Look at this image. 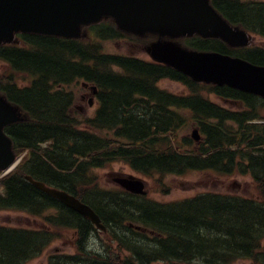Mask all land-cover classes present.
I'll list each match as a JSON object with an SVG mask.
<instances>
[{
	"label": "trees",
	"instance_id": "16d2710c",
	"mask_svg": "<svg viewBox=\"0 0 264 264\" xmlns=\"http://www.w3.org/2000/svg\"><path fill=\"white\" fill-rule=\"evenodd\" d=\"M227 11L235 24L264 36V5L231 3ZM23 43V48L0 49V61L10 69L0 91L26 116L7 133L17 154L27 153L13 173L0 178V210L54 214L45 217L49 229L0 226V264L37 258L59 235L55 230L78 231V248L76 255L53 257L51 264H115L120 253L127 254L123 264H233L241 258L264 264V199L209 193L162 204L118 188L104 189L95 174L123 162L144 176L160 177L163 188L162 178L170 175L239 171L251 174L264 196V124L256 122L264 120L259 114L263 101L194 83L161 64L104 56L100 45L33 35L24 36ZM195 47L236 56L224 46ZM240 56L264 66V50ZM20 77L26 85H18ZM164 79L187 85L190 95L159 89ZM81 80L98 88L101 103L95 117L85 121L73 115V92L64 89ZM204 93L241 101L249 111L221 108ZM189 122L205 135L199 147L179 137ZM27 175L91 206L117 253L110 258L89 250L93 224L34 187ZM130 223L151 233L132 229ZM105 249L109 253L113 248L109 244Z\"/></svg>",
	"mask_w": 264,
	"mask_h": 264
},
{
	"label": "water",
	"instance_id": "95a60500",
	"mask_svg": "<svg viewBox=\"0 0 264 264\" xmlns=\"http://www.w3.org/2000/svg\"><path fill=\"white\" fill-rule=\"evenodd\" d=\"M103 16H112L122 30L138 35L150 32L175 39L197 34L222 39L232 47L247 46L250 42L247 33L231 28L208 0H0V45L15 42L19 32L81 38L82 27L100 21ZM148 51L155 61L175 68L194 82L229 86L264 97V66L217 52L187 50L172 41H159ZM22 120L19 109L0 97L2 171L9 170L16 161L13 142L5 128ZM193 137L199 139L197 130ZM27 180L106 231L89 205L30 176ZM114 182L131 193L147 194L144 181L134 176H117ZM131 227L141 230L133 224Z\"/></svg>",
	"mask_w": 264,
	"mask_h": 264
},
{
	"label": "rangeland",
	"instance_id": "374dc122",
	"mask_svg": "<svg viewBox=\"0 0 264 264\" xmlns=\"http://www.w3.org/2000/svg\"><path fill=\"white\" fill-rule=\"evenodd\" d=\"M264 1V0H259ZM131 42L132 40L129 39ZM123 43L119 40H107L104 44V51L109 54H123L129 56L139 57L146 61H151V58L147 53L140 48L130 47L132 43ZM253 45L264 47V38L252 34ZM5 66L0 62V75L5 71ZM119 71L118 69H115ZM22 84V83H20ZM25 84V83H24ZM159 88L167 92L176 95H187L189 93L187 87L182 83L162 80L158 84ZM68 90L73 91L75 101L73 105V114L80 121H85L95 116L98 109L97 98L94 99L93 92L89 89H84L81 83L71 85ZM87 95L86 103L81 100L82 95ZM205 97H208L211 101L218 103L224 107H232L231 109L240 110L239 104H226L221 99H217L214 95H208L204 93ZM92 101V105H90ZM228 108V109H229ZM197 129L196 126L189 122L187 126H184L179 133L180 138L192 137L193 130ZM106 135V133H103ZM98 184L100 187L108 190L116 189L117 185L114 182L116 175H133L144 179L147 182V189L149 195L147 196L151 200L156 202H171L178 201L185 198L193 197L207 192L221 193L227 195H235L249 198H257L259 196L258 189L256 188L253 179L250 175L234 174L223 175L216 172H189L184 176H166L162 178L163 188L159 187L158 179L160 177H145L144 175L134 171L129 165L116 162L108 165L103 169L95 171ZM159 189H162L160 191ZM167 190L166 193H164ZM3 189L0 187V193ZM51 215L52 211L45 213ZM44 214V215H45ZM0 226H8L15 228L25 229H42L45 228L46 221L44 217L33 216L23 211L18 210H0ZM59 233L56 236V240L37 258L28 262V264H49L51 257H62L66 254L75 253V236L74 233L68 230H55ZM91 245L96 249L105 251L106 245L110 244L107 237L103 235H95L91 240ZM112 245V244H111ZM264 246V241L262 243ZM112 250L109 251V256L117 253L115 245H112ZM127 254H121L125 257ZM234 264H253L251 260H239Z\"/></svg>",
	"mask_w": 264,
	"mask_h": 264
},
{
	"label": "flooded vegetation",
	"instance_id": "af4514ba",
	"mask_svg": "<svg viewBox=\"0 0 264 264\" xmlns=\"http://www.w3.org/2000/svg\"><path fill=\"white\" fill-rule=\"evenodd\" d=\"M250 1H252V0H210L213 7L218 8L222 12V14H224L228 19H229V16H228L227 12H229V11H227V6L229 4L238 3L241 5H244V4L249 3ZM256 3H263L264 4V1L256 2ZM229 22L234 23L230 19H229ZM105 23L114 25L113 24L114 22L112 19H107L105 21ZM129 39H131L132 41L130 42ZM196 39H200V38L195 37V38L187 39V40H193L194 41ZM115 40H119L120 42H123V43H129L130 42V43H132V44H130V47L140 48L141 50L145 51L146 48L149 46V44H151L152 42H154L156 40H159V37H155V36L148 35V34L142 35V36H137V35L128 34V33L117 30ZM187 40H183V41H187ZM202 41L206 42V43H211V42H215V41L220 42L219 40H214V39H206V40H202ZM221 46H224L225 49H229L230 51L239 50V49L231 48L230 46H228L226 44L221 45ZM81 100L83 103H86L87 95H85V94L82 95ZM240 106L242 107V104H240Z\"/></svg>",
	"mask_w": 264,
	"mask_h": 264
}]
</instances>
